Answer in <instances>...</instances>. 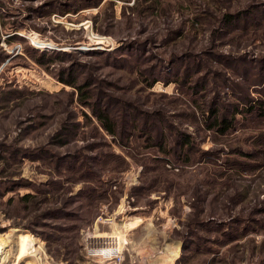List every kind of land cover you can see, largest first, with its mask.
Returning <instances> with one entry per match:
<instances>
[{"label": "rangeland", "instance_id": "374dc122", "mask_svg": "<svg viewBox=\"0 0 264 264\" xmlns=\"http://www.w3.org/2000/svg\"><path fill=\"white\" fill-rule=\"evenodd\" d=\"M262 102L264 0H0V264H264Z\"/></svg>", "mask_w": 264, "mask_h": 264}, {"label": "trees", "instance_id": "16d2710c", "mask_svg": "<svg viewBox=\"0 0 264 264\" xmlns=\"http://www.w3.org/2000/svg\"><path fill=\"white\" fill-rule=\"evenodd\" d=\"M241 14L240 16H238V18H241ZM231 17L232 14H226V17L225 19L227 20V22L229 23L231 20ZM246 17V16H245ZM46 55L45 53L43 54V56ZM50 56V55H49ZM152 66H150V70H151ZM147 70H149V67L147 68ZM158 70V69H157ZM155 70L153 75H152V78H150V82L149 84H153L155 83L156 81H158L159 79V70L157 71ZM186 78L187 76L186 75H183V78ZM168 80V79H167ZM61 81L65 84H68L70 86H73L74 88H77L79 90V101L85 105V106H88L89 107V104H90V91L88 90V84H84L81 83V84H76L75 81H74V77H71L68 76L67 74H65L64 72L62 73L61 72ZM179 82V81H178ZM180 83V82H179ZM247 101V100H246ZM263 104V108L262 110L264 111V102H262ZM97 105V106H96ZM210 109V114L209 116H206L205 120H208L210 119V123L208 124L207 128L208 129H213L214 127H216L220 133H224L226 132L228 129L231 128V119H228L227 116H223L222 114H220L219 112V109L215 106H211V108L209 107ZM251 109H255V107L251 106ZM91 114L93 116H95V118H97L99 124L103 127V129L106 130L107 133H109L110 135H113L115 136V138L117 139L116 136H119L121 137H124L126 134H128L127 130H126V127L127 125H125L126 127H123L121 128L118 132L116 130V124L112 118V116L108 113V110L105 108V106H102L100 105L99 106V103L96 102L95 105L92 106V109H91ZM127 114V112L125 113V115ZM85 116H87L86 114H84ZM148 117H150L148 114H146ZM128 116L130 118H133V114H128ZM147 119V117H146ZM132 121V120H131ZM150 121V119H149ZM148 123L149 122H143L142 124H140V126L138 125V129L141 131V133H144V134H148L150 135L149 133H151L150 131L153 129L154 130V125H150L148 126ZM132 127H136V122L134 123H131ZM148 128V129H147ZM149 138L152 137V136H148ZM190 137L187 136V135H184L181 139L179 140H176L175 142V147H179L177 150L179 152L182 153V150L185 149V148H188L190 147L191 145V142H190ZM164 140V139H163ZM177 150L175 149H172V152H176ZM32 197V195L30 193H26L24 195H22L20 197V199L22 201H25L27 202L30 198Z\"/></svg>", "mask_w": 264, "mask_h": 264}, {"label": "bare ground", "instance_id": "6f19581e", "mask_svg": "<svg viewBox=\"0 0 264 264\" xmlns=\"http://www.w3.org/2000/svg\"><path fill=\"white\" fill-rule=\"evenodd\" d=\"M120 234H121L120 231H118V234L116 233V238H117V240H118L119 243H120L121 239L123 238L122 235H120ZM1 251H2L3 257L1 258V256H0V260L5 261V263L8 262L7 259L9 258V256H12V257L14 256V258H15V256H17V257L18 256H22L26 252L25 250L17 249L15 247L9 246V245L2 246V250ZM1 251H0V253H1ZM109 252H111V251H109ZM177 253H178V250L177 249H174L172 247L170 249V252H169V255L168 256L171 259L172 257L176 256ZM104 254H107L106 256H109L108 253H104ZM9 259H11V257Z\"/></svg>", "mask_w": 264, "mask_h": 264}]
</instances>
